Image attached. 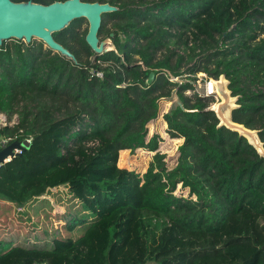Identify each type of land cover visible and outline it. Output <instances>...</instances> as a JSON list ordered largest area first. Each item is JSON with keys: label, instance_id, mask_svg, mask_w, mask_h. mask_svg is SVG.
<instances>
[{"label": "trees", "instance_id": "1", "mask_svg": "<svg viewBox=\"0 0 264 264\" xmlns=\"http://www.w3.org/2000/svg\"><path fill=\"white\" fill-rule=\"evenodd\" d=\"M82 1L119 9L100 31L114 34L115 51L95 54L78 32L84 20L54 35L78 64L41 42L0 47V114L20 117L1 133L33 139L0 166V264H264V157L220 126L208 100L185 95L191 82H171L225 77L233 122L264 144V0ZM176 88L189 112L164 115L170 137L184 139L169 169L160 137H147ZM140 149L156 153L146 174L118 167L120 153ZM62 188L80 204L60 218L65 235L50 224L14 229L15 206Z\"/></svg>", "mask_w": 264, "mask_h": 264}, {"label": "water", "instance_id": "2", "mask_svg": "<svg viewBox=\"0 0 264 264\" xmlns=\"http://www.w3.org/2000/svg\"><path fill=\"white\" fill-rule=\"evenodd\" d=\"M118 10L117 7L109 3H88L82 0L54 2L50 5H43L33 1L16 3L12 0H0V47L8 41L25 42L27 45H30L34 40H38L52 52L59 54L61 57L74 64H78L76 56L69 49L58 43L54 35L65 31L77 20H86L89 28L85 41L91 50L97 55L115 51V46L112 41L114 34H111L110 37L105 40H101L100 31L102 28L103 16L116 13ZM154 79L155 74L152 73L148 83L151 84ZM170 99L174 101V108L180 107L185 112H189L180 102L177 88L173 90ZM238 107L239 106L233 110ZM220 126H225L229 130L237 132L247 140L248 138L243 134V130L249 133L254 132L259 138L258 131L249 130L244 125L234 123L233 120L229 126L223 124ZM261 144L264 150V144L262 142ZM31 146L32 145L28 142L22 145L17 142L13 143L0 152V164H3L7 158L13 157L16 149L24 151L30 150ZM254 147L259 154L264 157V152L258 150L256 146Z\"/></svg>", "mask_w": 264, "mask_h": 264}, {"label": "rangeland", "instance_id": "3", "mask_svg": "<svg viewBox=\"0 0 264 264\" xmlns=\"http://www.w3.org/2000/svg\"><path fill=\"white\" fill-rule=\"evenodd\" d=\"M151 1H153V0H151ZM104 22H105L104 24L106 25L105 28H107V29L112 28V22L110 21V19H106V21H104ZM102 26H103V23H102ZM88 28H89L88 22L86 20H84V22L81 25L80 30L78 31L79 34L85 37V35L88 32ZM100 38H101V40L107 39L105 35H100ZM13 42H17V41H8L7 44L12 45ZM18 43H22L24 46H29L25 42H18ZM33 43L38 45L40 42L38 40H34ZM43 48H44V50H47V48L45 46ZM91 60L94 61L95 59L92 58ZM186 69H187V67H185L183 69V72ZM188 77L189 76L186 74V75L179 77V78H172L171 82H173L179 86L186 83V82L187 83L191 82L192 90L187 91L185 93V95H187L188 97H190L192 99H194L195 96H199V97H202V98L208 100L209 101V108L208 109L213 111L216 114V116L218 117L217 112L214 111L213 108L221 101V99L219 98V96L214 95V94L211 95L210 98L205 97L206 83L208 82V85H209V83L211 81H209L208 77L204 73H198L196 75V80H194V79L189 80ZM208 85H207V89H208ZM228 85H229V83H228ZM228 85H227V88H228ZM235 99H236L235 103H236V107H237L238 106V98H235ZM174 106H175L174 101L171 100L170 98H164V99L160 100V102H159V115L160 116H159L158 120H156L154 123H152L148 126V137H147L148 141L151 138H153L155 135H158L160 137V139L162 141L159 144L158 152L161 155L165 156L164 161L166 162L167 167L169 169H173L177 165L178 150H179V147L184 144V139H181L179 141L178 139H172L170 137V135L168 133V124L164 120V115L171 112V110L174 109ZM22 107H23V105L19 106L18 108H22ZM231 113H232V111H231ZM231 116H232V114H231ZM7 118L10 120V122L11 121L13 122V120L15 122H19V120H20V117L18 114H15L11 119L8 116H7ZM218 119H219V117H218ZM219 121H220V125H221L222 122L220 119H219ZM32 142H33V140H31L30 143L32 144ZM155 155H156V153L150 152V151L144 150V149H140V150H137L135 152H131L130 150H127L126 155L123 157H121V153H120L119 160H118V167L120 169L135 171V172L139 173L141 176H143L144 174H146V172L150 168L151 164L154 162ZM17 157H19V156H17ZM9 160L10 159H8L7 161H9ZM6 162L2 165L0 164V166L6 165L7 164ZM175 195H177L179 197L188 198L189 197V190L183 189L182 185H179L177 188V191L175 192ZM75 204H77V203H76V201H74L72 199L70 192L67 189L62 188L60 190L50 192L48 195H46V197H44L41 200L39 199V200L35 201L28 208H21V207L15 206L14 210L12 212V217H11L13 224H14V229L19 231V230L23 229L25 226L41 228L46 224H50L51 226H53L54 232H55V230H57L58 234L65 235L66 233H65V229H64L65 227L64 226H65L66 222L60 218L63 216H66L68 214L70 215L71 218H73L74 214H77V211L80 210V204H77V205H75ZM4 210L5 209H4L3 205L0 203V213L1 212L4 213ZM5 213H7V211ZM47 216H49L48 219L46 218ZM3 225L4 224H2L0 222V239L4 235V233H1V228ZM4 230H6L5 227H4ZM31 231L32 230L30 228H24L23 232H21V233H23L24 236H27L28 233H31ZM37 233H39V232H37ZM37 233H33V231H32V235L37 234ZM56 235H57V233H56ZM56 243L60 244L59 242H56Z\"/></svg>", "mask_w": 264, "mask_h": 264}, {"label": "bare ground", "instance_id": "4", "mask_svg": "<svg viewBox=\"0 0 264 264\" xmlns=\"http://www.w3.org/2000/svg\"><path fill=\"white\" fill-rule=\"evenodd\" d=\"M228 82L224 77L219 80H211L208 85V91L211 94L219 96L221 101L213 108L217 112L223 125L229 126L232 123L231 111L236 108V99L230 96V92L227 88ZM243 134L248 140L258 148V150L264 152L262 144L257 137L256 133L244 132ZM260 147V148H259Z\"/></svg>", "mask_w": 264, "mask_h": 264}, {"label": "built area", "instance_id": "5", "mask_svg": "<svg viewBox=\"0 0 264 264\" xmlns=\"http://www.w3.org/2000/svg\"><path fill=\"white\" fill-rule=\"evenodd\" d=\"M93 75H96L97 77H102V74L101 73H92ZM212 80V79H209V81ZM207 85H208V82L206 83V94H205V97L206 98H210L211 93L208 92V89H207ZM202 98V97H201ZM19 122H15L13 120V122L7 118V115L5 114H0V152H2L3 150H5L6 148H8L10 145H12L13 143L17 142L19 143L20 145L24 144L25 142H28L30 143L31 140H33L32 138H28V139H25L24 141L22 142H19L18 141V136L19 135H8V134H2L1 131L4 130L5 128H13L14 126L18 125ZM23 133V132H21ZM31 144V143H30ZM24 153V150H18L16 149L14 151V156L13 157H9L7 158L4 163L10 159L9 161H7L6 163H9L13 158H16L17 156H20ZM3 163V164H4ZM2 165V164H1Z\"/></svg>", "mask_w": 264, "mask_h": 264}]
</instances>
